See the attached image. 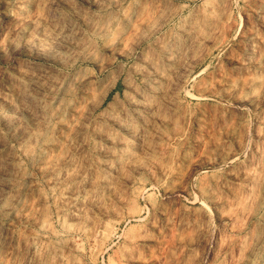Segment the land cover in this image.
Returning <instances> with one entry per match:
<instances>
[{
	"label": "rangeland",
	"instance_id": "rangeland-1",
	"mask_svg": "<svg viewBox=\"0 0 264 264\" xmlns=\"http://www.w3.org/2000/svg\"><path fill=\"white\" fill-rule=\"evenodd\" d=\"M0 264H264V0H0Z\"/></svg>",
	"mask_w": 264,
	"mask_h": 264
}]
</instances>
